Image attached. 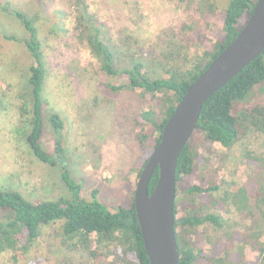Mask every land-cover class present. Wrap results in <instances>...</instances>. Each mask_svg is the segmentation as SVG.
Returning <instances> with one entry per match:
<instances>
[{"label": "trees", "instance_id": "16d2710c", "mask_svg": "<svg viewBox=\"0 0 264 264\" xmlns=\"http://www.w3.org/2000/svg\"><path fill=\"white\" fill-rule=\"evenodd\" d=\"M222 1L224 3L220 7V0H193L194 5H199L201 15L188 14L178 28L181 34L188 31L193 36L187 40L179 35V31L175 34L178 38L180 36L179 42L170 43L172 50L164 55V75L157 76L145 69L138 56L128 55L127 63L120 66L108 37V28L89 10L84 0L74 3L73 27L77 37L98 61L99 71L106 77L97 81L99 88L110 93L136 91L148 104L136 117L140 127L136 139L143 152V163L136 171L137 175L157 146L163 126L187 87L236 37L256 2ZM45 8L42 7L38 15L29 16L9 2L0 0V13L13 17L25 33L22 39L5 34L2 37L6 41L22 43L31 61L25 73V86L17 95L20 101L17 107L19 128L26 145L37 160L58 167L60 182L69 196L56 200H30L20 190L0 188V256L7 255L14 264L20 260L25 264L41 261L29 253L41 237L42 230L57 225L56 236L61 245L72 252H85L92 264H149L134 208V189L127 201L119 203L113 210L99 200L97 188L90 191L89 198L82 197V182L72 176L63 158L64 145L59 139L63 120L57 113L50 112L46 116L55 140V154L46 152L42 146L45 101L41 91L47 67L37 22L40 15L47 18ZM189 10L192 8L187 7ZM212 34L211 40L209 35ZM193 44L202 46L204 50L200 54H191L190 46ZM1 105L0 101V110L4 107ZM147 128L157 135L148 133ZM194 134L198 140H191ZM192 136L177 159L176 192L181 181L195 176L198 148L211 149L214 143L224 148L220 156L222 163H244L255 169L257 179L253 188L246 184L228 183L226 179L187 185L184 195L189 198V203L182 207L184 214L181 217H177V202L174 205L179 264H264L260 243H257L259 253L253 263L245 261L241 254L233 255L236 233L219 214V211L227 212V206L231 204L236 210L249 209V212H258L264 218V51L203 104ZM157 177L156 169L150 177L149 193ZM201 195H206L208 200L204 201V197H199ZM250 198L254 201L253 206H249ZM203 225L222 236L219 239L222 245H218V240L210 243L208 251L203 249V241L197 233ZM247 237L256 241L252 234H247ZM242 242L246 245L245 240Z\"/></svg>", "mask_w": 264, "mask_h": 264}, {"label": "rangeland", "instance_id": "374dc122", "mask_svg": "<svg viewBox=\"0 0 264 264\" xmlns=\"http://www.w3.org/2000/svg\"><path fill=\"white\" fill-rule=\"evenodd\" d=\"M1 1L9 2L29 16L38 15L42 7H47V18L40 15L37 22L47 67V77L41 91L45 101L41 143L46 152L55 154V140L46 116L50 112L59 114L63 120V130L60 138L57 137L64 145L63 158L72 176L82 182V197L89 198L90 191L97 188L99 200L113 210L119 203L127 201L131 190L135 189L138 178L136 171L143 163V152L136 139L140 129L136 117L148 104L136 91L110 93L99 88L97 81L106 77L100 73L98 61L78 39L73 27L76 0ZM84 1L95 17L108 28V37L114 45L119 65L127 63L128 55L138 56L153 76L163 74L166 67L164 55L172 50L171 42H179L180 36L178 38L175 34L186 16L201 15L199 5H194L193 0ZM220 1L221 7L224 1ZM187 7L192 10L187 11ZM3 34L19 39L25 36L13 17L0 13V101L4 106L0 110V188L20 190L30 200L67 197L69 194L60 182L58 167L37 160L28 149L19 128L17 107L20 101L17 95L25 86V73L31 61L22 43L6 41ZM191 36L193 33L188 31L181 34L187 40ZM213 37V34L209 35L211 40ZM190 50L191 54H200L204 49L193 44ZM146 131L152 132L150 128ZM193 139L198 140L196 134L192 136ZM151 140L148 141L149 145ZM198 150L195 176L181 181L176 192L177 217L184 214L182 207L189 203V198L184 195L188 184L196 182L203 185L222 178L228 183H246L249 187L256 184L255 169L244 163H222L220 156L224 150L219 144H212L211 149ZM207 159L209 162H206ZM199 197L208 200L206 195ZM227 209L228 213L219 214L237 233L232 246L233 255L241 254L245 261L253 263L259 253L257 242L262 249L264 245L263 218L256 231L257 242L251 239L246 241L247 234H252L253 225L245 219H253V214L248 209L240 216L241 212L231 204ZM205 227L208 226L198 228L197 233L203 241V249L208 251L210 243H216L222 236ZM58 230L57 225L42 230L41 237L29 253V256L41 258V261L31 264L93 263L85 252L65 249L56 236ZM217 243L222 245L223 242L219 240ZM0 264L14 263L7 255H2ZM16 264L25 263L20 260Z\"/></svg>", "mask_w": 264, "mask_h": 264}, {"label": "water", "instance_id": "95a60500", "mask_svg": "<svg viewBox=\"0 0 264 264\" xmlns=\"http://www.w3.org/2000/svg\"><path fill=\"white\" fill-rule=\"evenodd\" d=\"M264 51V0H256L236 37L187 87L163 126L134 189V208L149 264H179L174 230L176 163L191 138L203 104ZM158 177L149 193L150 177Z\"/></svg>", "mask_w": 264, "mask_h": 264}, {"label": "crops", "instance_id": "0c3cea01", "mask_svg": "<svg viewBox=\"0 0 264 264\" xmlns=\"http://www.w3.org/2000/svg\"><path fill=\"white\" fill-rule=\"evenodd\" d=\"M223 148V147H222ZM223 150H224V148H223ZM222 179H225V178H222ZM243 184H246V183H237V185H239V186H241V185H243ZM250 201H251V203H249V206H253V200H252V198H250ZM243 211H245V210H240L239 209V212H241L240 213V216H242V214L243 213H245V212H243ZM220 213H224V211L222 212V211H219ZM227 213H228V210H227ZM252 214H253V212H252ZM222 217V216H221ZM261 215L258 213V212H254V214H253V219H245V220H249V222H251V226H252V228H253V230H252V236L256 239V242H257V238H258V236H257V232L256 231H258L259 230V223H260V219H261ZM263 218V217H262ZM223 219V218H222ZM264 219V218H263ZM236 235H237V233H236ZM235 236V235H234ZM235 238V237H234ZM248 240L249 239H251V240H253V238H247ZM235 240V239H234ZM234 240H233V243H234ZM258 243V242H257ZM256 257H257V254H256Z\"/></svg>", "mask_w": 264, "mask_h": 264}, {"label": "built area", "instance_id": "2783aa9c", "mask_svg": "<svg viewBox=\"0 0 264 264\" xmlns=\"http://www.w3.org/2000/svg\"><path fill=\"white\" fill-rule=\"evenodd\" d=\"M263 251H264V245H263Z\"/></svg>", "mask_w": 264, "mask_h": 264}]
</instances>
